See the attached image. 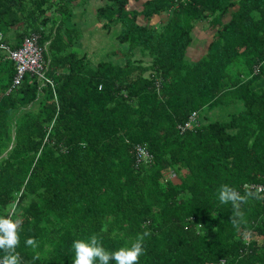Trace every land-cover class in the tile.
Here are the masks:
<instances>
[{"label": "trees", "instance_id": "obj_1", "mask_svg": "<svg viewBox=\"0 0 264 264\" xmlns=\"http://www.w3.org/2000/svg\"><path fill=\"white\" fill-rule=\"evenodd\" d=\"M87 1L0 0L4 40L40 34L54 82L28 74L9 92L0 51V216L19 221L21 264H72L76 239L115 251L145 231L138 264H264V193L238 229L217 199L264 185V0H103L98 23L124 50L99 62L65 29ZM200 22L214 31L196 58ZM136 144L152 156L139 166Z\"/></svg>", "mask_w": 264, "mask_h": 264}, {"label": "clouds", "instance_id": "obj_2", "mask_svg": "<svg viewBox=\"0 0 264 264\" xmlns=\"http://www.w3.org/2000/svg\"><path fill=\"white\" fill-rule=\"evenodd\" d=\"M261 198L258 191L246 190L241 194L234 187L223 184L217 190V199L220 204H230L232 207L231 223L237 229L243 221L244 213L241 206L250 199ZM19 221L0 216V264H21L19 253L16 248L19 244L18 235ZM150 235L148 231L138 234L130 246L121 247L115 251L106 250L96 234L87 240L76 239L72 242L74 259L72 264H138L139 258L144 254V237ZM27 245L36 246L33 238L25 242Z\"/></svg>", "mask_w": 264, "mask_h": 264}, {"label": "rangeland", "instance_id": "obj_3", "mask_svg": "<svg viewBox=\"0 0 264 264\" xmlns=\"http://www.w3.org/2000/svg\"><path fill=\"white\" fill-rule=\"evenodd\" d=\"M81 1V0H80ZM83 1V0H82ZM103 0H88L85 6L81 4V6L76 2V5L74 8H76V16L74 17L75 20H72L74 24H70V20L66 21V27H70L69 29H74L75 32L74 35L79 37V41L76 43V52L82 53V52H88L90 53V58H92L94 61H102L108 59V55L111 54L110 52L113 50H118V53L114 56V59L116 60H122L123 61V45L119 44L117 35L119 34V30H113L109 32L107 29L103 28L102 23H98V19L96 17V10L98 6L103 4ZM140 4H133V6H137ZM164 18H166L164 16ZM229 16H227L225 19H228ZM202 22L200 23L195 31V37H196V45L200 44L199 39H205V41H208L206 45L202 48H192L190 51L193 56H196V58L200 55V53H204L207 51L208 46L210 44L211 35L213 33L211 26H208V24H205ZM63 29L64 32L66 30ZM76 31H79V33H76ZM140 54H137L134 59L139 58ZM147 61V58L145 59ZM237 109L234 107H223L219 113H210L209 116H211L213 119L216 120H225L228 119V116L230 113L236 111ZM167 177H170L173 181H178L179 179L175 177L174 172H172L170 175H167ZM252 238V237H251Z\"/></svg>", "mask_w": 264, "mask_h": 264}, {"label": "built area", "instance_id": "obj_4", "mask_svg": "<svg viewBox=\"0 0 264 264\" xmlns=\"http://www.w3.org/2000/svg\"><path fill=\"white\" fill-rule=\"evenodd\" d=\"M40 34L34 32L28 35L19 47H12L11 43L4 40V34L0 30V51L5 55L6 60H11L16 64V73L13 78V84L9 92L22 84L25 76L28 74L35 75L41 81V85H54V82L47 75V63L45 61V51L48 43L41 44ZM197 113L194 112L190 119L180 129L184 132L187 129L194 128L196 124ZM136 164L139 166L143 161H150L151 155L148 149L142 144L135 145ZM245 188L256 190L259 193H264L263 184H246ZM216 264H227L226 259H221Z\"/></svg>", "mask_w": 264, "mask_h": 264}, {"label": "crops", "instance_id": "obj_5", "mask_svg": "<svg viewBox=\"0 0 264 264\" xmlns=\"http://www.w3.org/2000/svg\"><path fill=\"white\" fill-rule=\"evenodd\" d=\"M95 9H96V8H95ZM95 12H96V11H95ZM96 13H97V12H96ZM96 17H97V14H96ZM200 23L202 24V22H200ZM200 23H198L197 26H198ZM205 24H208V23H205ZM205 24H203V25H205ZM197 26H196V27H197ZM208 26H209V25H208ZM11 33H14V34H15V31H12ZM14 34H13V35H14ZM195 34H196V33H195ZM11 36H12V35H11ZM205 40H206V38H205V39H201V40L199 39L200 44H197V45L195 44V46H191L190 49H192V48H198V47H200V48L202 47V48H203V47L206 45V43L208 42V41H205ZM195 41H196V37H195ZM204 42H206V43H204Z\"/></svg>", "mask_w": 264, "mask_h": 264}]
</instances>
